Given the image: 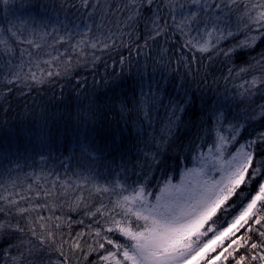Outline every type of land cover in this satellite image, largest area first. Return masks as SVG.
Returning <instances> with one entry per match:
<instances>
[{"label":"trees","instance_id":"obj_1","mask_svg":"<svg viewBox=\"0 0 264 264\" xmlns=\"http://www.w3.org/2000/svg\"><path fill=\"white\" fill-rule=\"evenodd\" d=\"M18 1L16 4H19ZM36 1L25 0L34 8L41 9L42 13L51 11V7L59 8V13L64 12L70 16V19L80 16L83 18L90 12L93 16L106 19V25L110 20L107 18L115 14L117 0H96L93 11H89L92 0L90 5H83V7L80 0ZM252 2L255 1L252 0ZM1 3L7 4L4 0H0ZM119 3L116 12L124 13L126 0H119ZM145 14L149 15L148 12ZM130 23L131 32L122 34L121 39L108 45L107 48L97 47L95 57H92L93 54L84 58L70 54L67 61L60 63L59 68L54 70V72L66 74L50 77L40 84L27 81L4 86V91L0 93V178L6 176V179L14 180L16 177L14 184L16 187L13 189L12 198L17 201L18 207L35 208V211L21 214L14 207L11 215L8 213L0 215V221L10 220L12 224H17L24 229L23 233L16 229H0V264H5L6 261L10 264L11 258L20 256L21 253L25 254L29 264H56L57 260L65 259L68 260V264H92L98 259L95 253H89L87 257L83 255L87 251L86 244L79 249H71L72 240L69 237L74 238L78 232L85 234L89 232L88 225L93 222V218L86 213L95 212L96 208L101 207V201L107 203V194L91 190L90 186L76 185L74 192L66 193L69 198L73 194L71 201L69 199L62 201L65 196L60 191L58 181H49L51 177L55 179L56 175L50 173L42 176L41 181L31 183L30 178L21 176V171L28 167L27 165L37 164V159L45 160L43 164L45 168H51L48 166L49 163L54 166L59 165L61 162L58 159L60 156L64 158L70 152V145L73 142L83 141L88 148L91 147L95 151L96 158L91 160L95 162L99 160L100 164L110 163L111 173L115 177L119 174L122 179L128 176L136 179L133 173L136 175L143 173L141 182L146 183L148 180L156 182L158 178L164 179L171 174H176L195 152L212 145L213 140L217 138L216 131L210 130L211 122L207 120L205 114L208 107L212 106L210 101L217 100L213 96L226 94V88L228 94L235 92V88L229 85L230 82L226 85L224 80L228 68L235 67L238 70V66L246 67L248 63H255L260 57L254 59V55L260 56L261 51L264 52V41H258L255 44L259 48L258 52L254 48L240 50L239 54L233 58V65H226L222 57L217 58L214 53L197 52L195 54L197 63L192 65V57H190L188 65L180 69L179 74L171 72L170 78H165L163 72L159 76L156 73L152 76L150 72L162 70L161 66L166 60L172 61L171 59L174 58L180 64V58L183 55L181 51L184 52L186 48L181 42L171 39L176 37L175 33L173 35L171 33V38L168 39L162 36L149 39L152 33L145 30L143 20ZM129 27L130 25H127V29ZM127 36L128 47L125 45ZM248 51L249 54L246 53ZM187 56H192V52ZM122 58L123 64H121ZM143 58L145 62L141 63L140 60ZM121 69H123L122 77ZM144 72H146L145 82L163 85L174 98L182 99L187 88L189 90L186 93L191 97L190 103L185 106L182 114V123L174 127L175 135L169 138L174 142L170 146L164 144L161 148L163 154L156 156L155 159H153L156 152L155 140L161 136L160 130L167 122L165 109H153L147 116L142 111L139 115L135 111L121 113V101L131 108L132 89L135 87L132 77L139 81L144 77ZM117 77L121 78L117 80ZM176 78L185 81L184 91H175L178 87L175 84ZM138 91L139 89L137 93ZM79 108L81 110L85 108L87 113L84 116L82 113H77L80 111ZM222 110L228 113L229 119L220 121L218 125L220 132H228L231 136L229 124L240 127L248 123L239 110L234 112L232 107ZM40 112L45 113L46 118H50L48 124L54 132L50 138V144L34 145L28 142V139L32 137L29 136L26 128L34 125V117ZM78 125L83 128V134L77 129ZM20 131L26 132V135L24 136ZM261 131H264V120H256L251 122L250 127L241 128V135L237 137V140L241 142L252 140L256 133ZM77 133L81 134V137L77 138ZM11 135L14 136V140ZM193 140L202 147L197 148L196 151H190L189 144ZM75 148L74 150H77ZM253 151L264 155V149L254 148ZM257 159H260V156H257ZM59 169L52 171L59 174ZM66 170L69 169L66 168ZM67 173L60 175L64 177ZM10 180L8 183L11 182ZM88 181L86 180L87 183ZM128 182L131 183V180ZM22 186L25 189H22ZM46 192L48 195H45ZM21 196L24 197L23 202H21ZM54 197H56L55 202ZM115 199L113 196L112 200ZM2 206L7 207L6 204ZM54 209L61 210L59 216L64 212V219L60 223L53 225L50 222L52 218L43 221L39 219L51 217ZM104 212L106 216L111 215L107 209H104ZM96 219L100 220V217L97 216ZM116 219L121 217L116 216ZM69 221L72 223H68ZM78 221L82 223H76ZM40 223H44L46 228H40ZM101 225L104 231L113 226L103 221ZM32 230L41 234L39 239L31 235ZM48 231L53 233L49 240L51 248L47 244L41 247V240L47 236ZM116 235L119 236V233ZM93 238L94 231L92 236L86 235L80 239L92 243ZM252 239L258 241L259 237L253 236ZM25 241L31 243H24ZM229 242L230 240L226 241L224 246L226 247ZM18 244H23L19 251L15 247H10V245ZM57 246L64 250V256L55 250ZM29 248H35V251L29 254ZM4 250H7L6 254ZM238 251L247 256L244 249H238ZM218 264H235V261L229 258V261L218 262Z\"/></svg>","mask_w":264,"mask_h":264},{"label":"snow or ice","instance_id":"obj_2","mask_svg":"<svg viewBox=\"0 0 264 264\" xmlns=\"http://www.w3.org/2000/svg\"><path fill=\"white\" fill-rule=\"evenodd\" d=\"M4 2L7 3L8 0ZM80 2L82 5H90V0H80ZM241 3L244 4L243 12L239 7ZM91 6L95 7V5ZM19 7L23 8L26 14L31 12L36 16L41 14L40 9L34 8L25 0H20ZM124 10L130 13L129 22L144 21L145 30L152 33L149 39L162 35L169 37L171 30L172 33H179L181 37H187L184 40L185 48L199 53H207L211 49L215 57H222L226 65L233 64V58L240 50L250 49L258 40L264 39V0H255V2L252 0H126ZM146 12L150 15L146 16ZM236 14H238L236 30L233 31L232 17ZM253 25L258 30L257 35L248 34ZM21 27L24 33L31 34L26 23L22 22ZM6 31L17 41L20 40L22 33L19 29L13 30V27H9ZM193 33L196 35L193 36ZM238 35H243L244 38L237 39ZM43 37L54 41L57 39L47 32L42 34L41 38ZM65 39V36H59V40ZM230 39L236 42L228 47L221 46L222 42ZM201 40L203 43L200 42ZM24 42L29 45L34 43L27 39ZM84 43L82 37L77 44L72 45L73 51ZM97 46V43L91 44L92 48ZM103 47L107 48L108 44L104 43ZM7 51L10 52L11 49ZM23 63L22 61L20 65L21 70ZM123 63L122 58L121 64ZM45 71L41 69V72ZM254 72H259V75H254ZM62 74L66 73L46 71V76L49 78ZM246 75H251V79H244ZM8 76L11 77L7 79L9 86L17 82L26 83L29 79L40 84L45 79L44 75L38 76L35 72L22 73L12 70L9 71ZM122 76L123 69H121ZM237 79L241 82L234 85L235 92L229 96L226 88L225 98L227 100L230 97V101L245 105L242 113L248 123L240 127L229 124L232 135L230 140L227 139L220 134L218 125L220 121L229 119L228 113L222 109L230 107L231 104L213 101L216 106H209L205 115L211 122L210 130L216 131L217 140L214 150L210 148L208 153H201L200 157L193 156V161L199 159L201 166L187 168L180 184H172L171 177L163 186L158 182L154 187H159V192L149 191L147 184L151 183L150 180L146 183L141 182L143 173L141 175L133 173L136 179H132L131 176L122 179L117 174L114 181H111V188L96 189L97 192L108 194L109 197L115 196L116 199L109 198L107 203L101 201V207L96 208L95 212L86 213L93 218V222L88 225L89 232L87 234L78 232L74 238L69 237L72 240L71 249H79L86 244L87 251L83 255L87 257L89 253H95L98 256L92 264H218L229 261V258H232L235 264H264V155L252 150L264 149V131L257 132L254 139L246 144H240L235 152L226 155L228 143H233V146L239 143L237 137L241 135V128L250 127L251 122L256 120H264V103H255L257 97L264 99V52L255 63H248L246 67H239L238 70L229 67L224 77L226 85ZM132 80L135 87L132 89L131 108L121 101L122 114L126 111H135L139 115L145 108L149 111L164 108L167 113V122L160 130L161 136L155 140L156 152L153 155L155 159L156 156L163 154L161 148L164 144L170 146L174 142L169 138L175 135L174 127L182 123V114L191 97L185 92L183 98L178 100L159 83L153 85L145 83L143 78L137 81L135 77H132ZM137 89H139L138 93ZM145 115H148L147 111ZM201 147L202 145H197L194 140L190 141V151H196ZM257 156H260V159H257ZM205 157H210V160ZM129 180L131 183L128 182ZM12 195L11 193L7 196L0 195V215L5 213L11 215L14 207L21 214L35 211L32 207L28 209L18 207ZM45 195L48 193L46 192ZM153 196L154 200L151 198ZM23 200L24 197L21 196V202ZM5 204L7 207L2 206ZM104 209H107L111 215L106 216ZM97 216L100 220L96 219ZM116 216H120L121 219H116ZM39 219L43 221L51 217ZM101 221L113 226L104 231ZM39 227L46 228V225L40 223ZM0 229H16L24 232L21 226L12 224L10 220L0 221ZM242 230L243 234H241ZM93 231L92 243L81 241V237L92 236ZM117 233L119 236L116 235ZM31 235L38 239L41 236L36 230H32ZM52 236L53 233L48 231L47 236L41 240L40 246L47 244L51 248L49 240ZM253 236H258L259 240L254 241ZM229 240L225 247V242ZM10 247H15L19 251L23 244L10 245ZM238 249H244L247 256L241 254ZM55 250L62 256L65 255L61 247L57 246ZM4 251L6 254L7 250ZM34 251L35 248L28 249L29 254ZM5 264L9 262L6 261ZM10 264H29V262L25 254L21 253L20 256H13ZM56 264H68V260H57Z\"/></svg>","mask_w":264,"mask_h":264},{"label":"rangeland","instance_id":"obj_3","mask_svg":"<svg viewBox=\"0 0 264 264\" xmlns=\"http://www.w3.org/2000/svg\"><path fill=\"white\" fill-rule=\"evenodd\" d=\"M17 1L18 0H8L7 4H2V3L0 4V15L2 16L0 17V69H2V71H0V85H2L0 86V93L4 91V86L5 87L9 86L7 85V79L11 78L10 76H8V73L10 70L22 71V73L35 72L38 76L44 75L45 77L44 81H46L49 78L46 76V71L47 70H50L53 72L54 70L56 71L59 68L60 63L62 62L64 63V61H67L68 59L67 57L70 56V54H75L83 58L84 56L93 54L92 57H95L96 56L95 50L97 49V47L100 49L104 48L103 47L104 43H107L108 45H112L115 43L116 40H119L122 38L121 37L122 34H126L127 31L131 32V23L128 20L130 13L128 11H125L124 13H119V14L116 12L117 11L116 9L118 8L120 4L119 0L117 1L115 0L116 1V6L114 9L115 14H112V17L109 16L107 18V19H110L108 20V23L110 25L108 23L105 25L106 19L103 20L101 16L100 17L93 16L88 11H87L88 14H86L83 18L80 16V17L71 18V19H70V16H67V14H64V12L59 13L60 12L59 8H54V7H51V11L47 10V12L45 13H42L40 9L41 11L40 16H36L34 12L26 14L24 12V9L19 7L20 0L18 1L19 4H16ZM29 1L37 2L36 0H29ZM91 3L92 5H95L96 0H92ZM26 6L27 5H25V7ZM239 7H240V11L243 12L244 4L241 3ZM93 9L94 7L90 5L89 11H93ZM9 12L11 13L9 14ZM145 15L147 16L148 14H145ZM253 15H255V13H253ZM237 16L238 14L233 15L232 17V22H233L232 30L233 31L236 30L235 24H236ZM38 21H43V23H38ZM22 22L27 24L29 32L31 34L23 32V28L21 27ZM127 25H130L129 29H127ZM9 27H13V30H17V29L20 30L22 34H21L19 41H17L14 37H11L10 33H7L6 30ZM44 32L51 33L52 35L56 36L57 37L56 41L48 37L41 38ZM171 33L172 32L170 30L169 37ZM173 34L174 33H172V35ZM175 34H177L176 37L171 38V39L174 40L175 42L177 41L181 42V44L184 47V40L187 37H181L179 33H175ZM248 34L249 35L258 34V30L255 27V25H253L251 32ZM60 35L65 36L66 39L59 40ZM195 35L196 33H193V36ZM82 37L84 38L85 43L81 45L80 47H78L76 51H73L72 45L77 44V42L80 41ZM162 37L165 39L169 38L163 35ZM243 38H244L243 35L237 36V39H243ZM26 39L32 40L34 42L33 45H29L25 43L24 41ZM127 39H128V36L126 37V41ZM258 41L262 42L264 41V39H261ZM200 42L203 43L202 40ZM235 42L236 40L230 39L228 41L222 42L221 46L228 47L231 44H234ZM92 43H97L98 46L96 48H92L91 47ZM125 45L128 47L129 45L128 41L125 43ZM9 48L11 49L10 52L7 51V49ZM252 48H254L255 51L257 52L259 50L257 45H253ZM243 50L246 51V49H243ZM190 52H192V56H187ZM181 53H183V55H181L180 59L183 60V62H180V64H178L174 58L171 59L172 61L166 60L165 64L161 66V68H163L162 70L153 71V73L151 71L150 74L154 76V74L156 73V75L159 76L160 73L163 72L164 73L163 75H165V78H168V77L170 78L171 72L179 74L180 69H183L184 66L188 65L190 57H192L191 58L192 65L197 63L196 59H193V57L195 58L196 56L195 54L197 53L195 50L190 51L189 49L186 48V50L184 52L181 51ZM209 53H213L211 49L209 50ZM246 53L249 54L250 52L248 51ZM256 57H260V56L255 54L254 59ZM22 61L24 63H23V68L21 70L20 65ZM45 62H47V64ZM37 65L39 67H37ZM243 66L244 65L238 66V67H243ZM155 68H158V67L155 66ZM41 69H45L46 71L41 72ZM253 74L259 75V72H254ZM143 76H144L143 79L145 81L146 72H144ZM244 79L250 80L251 75H246ZM30 81L31 80L29 79V82ZM175 81H176L175 84L178 86L177 90L175 91L177 92L184 91L185 81L180 80V78H176ZM240 82L241 81L237 79L236 81L230 82L229 85H231V88H234L233 85L239 84ZM180 85H183V87H180ZM188 90L189 88H187L186 92ZM145 91H147V89H145ZM225 95L226 94L224 93L222 96L217 94L215 97L213 96V98H217L216 101L220 104L230 103L231 104L230 107L233 108L234 112L239 110L242 113V109H245V105L230 101L231 100L230 97L227 98L226 100ZM230 95L231 94H229V96ZM210 103L212 106H216L213 104V102L210 101ZM255 103L256 104L264 103V99H260L259 97H257L255 98ZM79 110L80 111H78L77 113H82L83 114L82 116H84L87 113L85 108L82 110L81 108H79ZM145 111L150 112L147 108H145V110L142 111V113H145ZM49 119L50 118H46L45 113H42V112H40L38 116L34 117V122H35L34 125L27 126L26 128V130H28L29 132V136L32 137L31 139H28V142L33 143L34 145L50 144L51 142L50 138L52 137L54 130L50 129L51 125L48 124ZM77 127H78L77 129L80 130L81 134H83L82 133L83 128L80 127V125H78ZM20 132L24 136L26 135V132H23V131H20ZM81 134L77 133L76 137L77 138L81 137ZM220 134L224 135L229 140L231 139V136L228 135L229 134L228 132H225V133L220 132ZM11 136L13 137V140H14V136L13 135ZM216 140L217 138L213 140L212 145H209L205 147V149L195 152L193 156L200 157L201 153H208L210 148L214 150ZM247 142L248 141H244V142L239 141V143H236L235 146H233V143H228L226 145L228 149L226 155H231V153L236 151V148H238L240 144H246ZM74 147H76L75 149L77 150H74ZM69 149H70V152L64 158L63 156H60V158L58 159L61 162L59 163V165L54 166L51 163H49L48 166H50L51 168H45L43 167V164L45 162V160L43 159L41 160L37 159L38 163L35 165L33 164L27 165L28 167H26L23 171H21L22 178H27V179L30 178L31 179L30 182L32 183V181L33 182L41 181L40 179L42 176H46L50 173L55 174L56 178L54 179L51 177L49 181L51 182H54V180L58 181V185H60V191L65 196L62 199V201L63 200L66 201L68 199L71 201V197L73 194L70 195V198H69V195L66 193L70 191L74 192V190L76 189L75 188L76 185H83L86 187L90 186L91 190H95V191L98 188L102 189L103 187H109V188L112 187L111 181H114L115 176L114 174L111 173L112 168H110V163L105 162L104 164H100V161L98 159H96L98 160L96 162L91 160V158H94L96 156L94 155L95 151L94 149H91V147L88 148L86 146V143L83 141L73 142L70 145ZM213 154L215 153L213 152ZM193 156L190 158L188 162L184 163L180 167V169L178 170L176 174H171L164 179L158 178L156 182L153 181L150 184H147L149 191L154 190L155 192H159L160 188L154 187V186H156L158 182L160 186H163L166 182H168L170 177H171L172 184H180L182 181L183 173L187 168L201 166L199 159H197L195 162L193 161ZM205 159L210 160V157H205ZM59 166H60V169H59ZM210 166L211 165L209 164V167ZM57 168L60 170L59 174L54 173L52 171V170L57 171ZM66 168H68L69 170H66ZM65 173L67 174L64 175L63 177L62 175ZM213 175H215V173H213ZM9 180H10L9 178L6 179V176H3L0 178V195L7 196L10 193L11 194L14 193L13 189L16 187L14 185L16 181V177L14 180H10L11 181L10 183H8ZM86 180H89L91 182L89 183L88 181L87 183ZM22 189H25V188L22 186ZM18 191H20V189H18ZM99 193L103 194V192H99ZM109 198L113 199V196L109 197L107 194L106 200H108ZM151 198L154 200V196ZM55 201H56V197H54V202ZM85 210L86 209H84V211ZM60 211L61 210L54 209L51 212L52 219L50 222L53 223V225L60 223L62 219H64L63 218L64 212L61 216H59ZM56 218H60V219H56ZM58 220L60 221L57 222Z\"/></svg>","mask_w":264,"mask_h":264},{"label":"bare ground","instance_id":"obj_4","mask_svg":"<svg viewBox=\"0 0 264 264\" xmlns=\"http://www.w3.org/2000/svg\"><path fill=\"white\" fill-rule=\"evenodd\" d=\"M141 61V63H144L145 62V58H143L142 60H140Z\"/></svg>","mask_w":264,"mask_h":264}]
</instances>
